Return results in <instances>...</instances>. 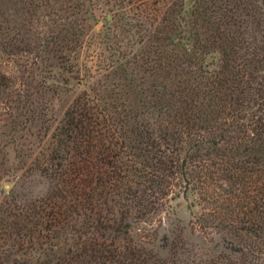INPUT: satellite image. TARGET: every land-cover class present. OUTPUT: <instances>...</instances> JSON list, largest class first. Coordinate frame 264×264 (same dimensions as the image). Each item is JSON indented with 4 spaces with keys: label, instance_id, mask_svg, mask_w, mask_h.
Listing matches in <instances>:
<instances>
[{
    "label": "trees",
    "instance_id": "obj_1",
    "mask_svg": "<svg viewBox=\"0 0 264 264\" xmlns=\"http://www.w3.org/2000/svg\"><path fill=\"white\" fill-rule=\"evenodd\" d=\"M185 1L102 0L91 71L94 0H0L4 264H264V0Z\"/></svg>",
    "mask_w": 264,
    "mask_h": 264
},
{
    "label": "rangeland",
    "instance_id": "obj_2",
    "mask_svg": "<svg viewBox=\"0 0 264 264\" xmlns=\"http://www.w3.org/2000/svg\"><path fill=\"white\" fill-rule=\"evenodd\" d=\"M97 4H99L98 11L96 12V15L99 17L98 19V25L95 27V31L91 33V35L86 39L85 46L82 50V52L79 55V62L86 64L89 68H91V71H94L95 68H97L100 56L103 54V49L98 45V40L99 37L94 36L97 33H105V23H104V16L107 15V10L105 9L102 0H94ZM190 0L185 1V6L186 8L188 7ZM107 19H109V15L106 16ZM93 34V35H92ZM105 54V52H104ZM104 57H101L103 59ZM96 66V67H95ZM8 68H11L9 65ZM102 68V65L100 66ZM86 71V70H85ZM82 87L76 86L75 83L71 82L67 87L65 88V92L63 91L59 97V100L54 101L55 105V113H54V118H58L62 111L65 109V106L70 102L71 98L75 93H78ZM5 122V121H2ZM4 131L0 129V133ZM1 138V137H0ZM2 139V138H1ZM2 168H6L2 167ZM0 170H2L0 168ZM9 185L8 184H1L0 185V198H2L3 190H8ZM17 191V197H19V201H24V200H31L35 197H37L41 190L39 186H28L26 183H21L20 186H18L16 189ZM6 196V193L5 195ZM188 202H186L184 199L180 198L174 202V208H175V214H176V219L183 224H186L189 219H190V212L187 208ZM165 223V226H167V220L163 221ZM167 229V228H166ZM0 255H3L2 252H0ZM6 262L5 259L0 258V264H4Z\"/></svg>",
    "mask_w": 264,
    "mask_h": 264
}]
</instances>
